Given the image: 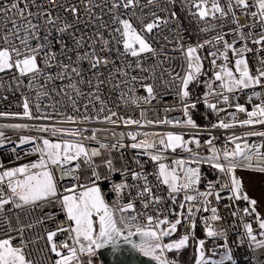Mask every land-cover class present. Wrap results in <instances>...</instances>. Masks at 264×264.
<instances>
[{
	"label": "built area",
	"instance_id": "2783aa9c",
	"mask_svg": "<svg viewBox=\"0 0 264 264\" xmlns=\"http://www.w3.org/2000/svg\"><path fill=\"white\" fill-rule=\"evenodd\" d=\"M0 2H3V0H0ZM113 2L114 0H92L91 4H89V0H53V3L56 4V7L53 8L49 0H36V3L41 5L42 9L50 11L54 17H61V19L56 20L49 35L50 48L48 50L56 53V60L49 67L45 64L43 53H41V56L38 58V64L42 69H46V71L39 77L37 89L30 90L25 87L29 81L27 77H24L22 78L23 83L18 91L9 90L8 86L10 84L13 89L15 88L12 76L13 74L18 75V73H16L15 69L7 73H0V83L4 85V87L0 88V112L9 113L8 116H0V131L4 133V143L0 145V172L36 162L39 159V153L35 151V148L37 145L42 144V140L45 138L51 141L72 139L67 134L52 136L50 132L37 131L36 129L42 125L63 129L81 128L85 131H83L82 137H77L76 139H83L84 146L89 151L97 149L99 152L98 155L92 157L91 163H86L84 158L81 157L78 161H73L68 165V167H74L75 164L79 163L80 167L75 170L76 179L65 175L59 167L53 169L57 178L58 198H53L51 203L43 202L34 209H15L9 204L6 206L5 212L0 214V238H6L7 236L14 237L12 241L14 246H20L23 240L26 245L25 252L27 258L32 260L34 264H55V261L59 259L50 250L51 245L47 242V232L55 231L58 226H63L64 228L69 226L70 222L62 211L59 197L68 194L64 191L65 189H73L77 185H95L99 187L106 202L114 208L122 207L126 203H133L135 211L132 213H124L123 215H137L141 224H144L146 221L144 216L140 214L147 213L155 217L159 209L165 210L164 215H168L169 220L173 219L174 215H171L170 211L174 210L175 205L167 199V187L159 184L156 180V163L151 161L150 156L143 149H132L130 147L133 141L127 133L147 132L162 134L173 132L182 134L186 141L193 139L200 141L199 147L194 142L189 144V147L204 157L210 155L208 151L209 145L206 143L209 139L214 138L213 145L217 149H222L225 145L231 148L233 144L228 138L233 135L243 137L249 144L264 142V138L262 137L245 136L250 131H264V125L257 124L250 127H241L237 123L236 126L227 129L213 127L220 120H223L225 123H232L233 116L231 114L235 115V121L247 119L245 113L237 111L236 105L240 104L248 111H251L255 105L264 102V86L225 93L230 98L228 104H225L216 95L209 96L207 103L216 104L217 109H224V111L214 112L210 109L211 123L203 127L192 128L180 125L174 126L173 124L148 125L145 123L148 120L156 121L164 120L165 118L172 121H185L184 107L190 102L178 95L179 88L177 85L180 81L174 80L173 77L177 74L180 77L185 75L187 71V60L184 52L188 47L197 48L198 45H203V47L197 48L196 55L200 57L199 51H202L208 64L210 83H212L215 92H220L221 89L219 87L220 82L214 80V71H218L217 66L224 63L222 58L219 57V53L224 50L223 42L219 44L215 42L217 35H223L228 43L236 42L237 48L244 46L246 43L247 47L253 50L246 53L249 68L254 75L256 74V70L261 66L259 61L264 60V50H260L262 46L253 44L251 40H239L236 33V24L233 23L230 15L222 18L213 19L208 17L205 20H200L192 15L196 9L189 10L185 0H174L173 3H169L168 0H160L158 5L144 8L143 13L137 8L135 9L137 15L143 14L146 16V19H151V17L146 15L147 13L155 11L161 20L166 19L168 21L167 24H161L160 28L155 29L152 34L148 35V40L155 49V54L143 53L137 58L130 55H122L124 52L123 45L116 42L117 35L114 32V29L119 27V24L113 23V16L115 15L121 19H129L134 27L139 29L137 16L132 14V9H125L123 7L110 11ZM250 2L254 4L255 0H250ZM145 3L146 0H140V4L143 5ZM220 3L226 6L227 0H220ZM61 5L65 7H61ZM165 5L167 6V11L160 10ZM72 6H76L78 9L75 15L70 10H65V8L70 9ZM89 8L91 9L90 11H88ZM177 8L181 12V15L177 14ZM30 10L34 13L37 12L35 7ZM255 10V8L250 9V11ZM234 11L239 18V24L245 25L243 28L245 34L251 32L254 38L264 35V26L260 24L258 18L245 15L240 8H235ZM40 15V20H33V23L38 22L43 26L40 33L43 36L49 29L45 23L47 18L44 16L43 11H41ZM185 21L190 26L189 28L185 26ZM64 23H68L72 27L66 32H60L59 29ZM205 28H207L206 31L204 30ZM3 33V25L0 24V34ZM98 33L103 36V40L109 42L110 49L109 46H105L103 51L100 50L103 41L98 38ZM76 40H82L81 47H76ZM36 43L37 41H32L33 45ZM62 45L64 46L63 50ZM0 46H3L2 42H0ZM93 48L96 49L98 56L105 57L108 60L107 64H102L97 69H92L87 59L77 61V53L83 55L85 52L92 51ZM214 51L218 54L215 58L210 55ZM69 57L71 58L72 66L81 69L84 80L91 79L93 85L97 83L95 79L96 75H99L104 80V84L100 87L98 93L100 100L91 99V93L96 91L95 87L90 88L87 83L77 85L81 92L84 93L83 96L79 97L78 111L67 102L73 95L71 90L64 88L69 83V80H47L48 76L55 77L57 73H62L63 70L58 64L61 62L64 64L70 63ZM213 59H216V66L211 63ZM235 59L236 57L229 52L230 63L228 67L234 68ZM137 61H139L140 67H137ZM161 62H163L162 67ZM129 64L132 65L131 68L127 66ZM153 66H155L154 73L152 72ZM162 68L169 69V72H163ZM117 69H120L123 73H127L126 82L128 88H125L122 82L125 78L116 71ZM141 69H148V71H142ZM109 74L114 78L111 82L108 79ZM132 76L138 77L137 81H132ZM80 78L73 76L72 82H76ZM46 80L47 83L45 84ZM112 83H115L117 87L113 88ZM146 84L153 85L155 99L150 100L148 103H145L141 99L138 104L128 100V96L139 98L147 97L148 94L142 86ZM40 86H43L47 91V95L41 96L39 100L41 108L40 114L49 116L50 118L37 120L23 117V100L25 97L30 100L31 110L34 115L36 114V91ZM62 88L68 92V97L63 96L60 91ZM128 89H133V91L129 92ZM253 92H259L261 96L257 98L252 95ZM100 101L104 102L103 111H100ZM197 101L206 103L205 95L197 99ZM85 105H87V108H85ZM110 112L116 113V116H113L112 119L116 120L117 123L110 124L102 122L106 115H110ZM85 115L91 118L87 122H83ZM66 116L78 117L79 122L61 123ZM120 118L140 120L144 126L126 125ZM12 124H26L29 127L21 129L4 127L5 125ZM93 131H95V141L87 139L92 136ZM120 133H124L123 137L119 135ZM21 137H32L35 139L28 143L20 144ZM149 138L151 139L152 137ZM137 139H143V136H138ZM244 140L236 141V143H243ZM96 141L106 145H118L122 143L125 146L123 148L119 146L114 148H101ZM164 155L165 160L163 162L169 165L172 164L173 159L189 158V153L179 148L175 153L170 151L165 152ZM107 161H111V169H109ZM199 167L201 177L200 183L197 186L199 191H206L209 183L215 186L216 191H220V182H226L227 178L207 163H201ZM241 170L256 171L253 169L237 168L235 175L239 180L240 178L237 173ZM93 171L97 173L96 176L93 175ZM133 172L147 175L148 181L153 186V192L164 198L161 204L155 206L156 210L152 206L144 209L143 203L137 194V185L142 188L144 182L143 180L133 181L131 178ZM118 183L130 185L119 196L113 191V186ZM2 187L6 188V183ZM76 190L79 191L80 189L76 188ZM242 191L245 193L243 185ZM230 195V192L224 190L220 191L221 199L218 202L214 197L210 198L211 206L217 208L218 215L221 217L219 221L214 222V225L216 228L224 231L226 235L216 239H211L206 236L200 238L206 241L204 246L206 255L219 259V255L224 254L226 251L222 247L226 244L227 250L231 251L236 264H264V247L258 244V241L264 239V236L261 235L262 230L259 229L258 220L256 219L258 214L257 212L252 215L245 214L243 209L251 208L252 206L243 199L230 200ZM182 197L183 193L177 198ZM144 199L146 200L147 197L145 196ZM234 212L236 215H233ZM47 214L51 215L49 216ZM120 215L121 213L117 211L116 216L119 217ZM17 216H19V221L16 219ZM204 216L210 217L211 212H200L195 217L196 225L202 231H204V223L200 217ZM161 218L163 217L161 216ZM9 221L11 227H9ZM245 222L252 225L253 234L256 235L257 241H251L246 235L243 227ZM19 225L25 226L23 236L18 235L17 231L13 230L17 229ZM28 225L32 226L28 227ZM189 231L193 230L190 229L187 223L182 222L178 225L175 236L167 240L164 239L163 242L169 243L173 240H178ZM124 235H127V232ZM53 240L57 244L58 250L62 254L67 255L68 249H63L59 246L66 241L70 245L73 244L70 233L57 232ZM198 241L195 247V258L197 255ZM84 243L87 244V242ZM173 252L178 251L172 250L171 252L165 253L167 259L174 261V264H183L170 257V254ZM85 253H88V251L86 250L83 253L78 252V264H85L83 257ZM74 264H77V262H74ZM192 264H195V260ZM226 264H230V262H226Z\"/></svg>",
	"mask_w": 264,
	"mask_h": 264
},
{
	"label": "snow or ice",
	"instance_id": "6c2138e0",
	"mask_svg": "<svg viewBox=\"0 0 264 264\" xmlns=\"http://www.w3.org/2000/svg\"><path fill=\"white\" fill-rule=\"evenodd\" d=\"M92 0H89L91 4ZM169 3H173L174 0H168ZM52 7L55 8L56 4L53 0H49ZM160 0H146L145 4H140V0H114L111 5V9H119L121 7L125 9H132L133 15L137 16L139 22V29L134 27L133 23L129 19H121L118 16H113V23H118L119 27L114 29L117 35L116 42L123 45L124 52L122 55H130L132 57L139 58L143 53L155 54V49L152 47L148 40V35L152 34L155 29L161 27V24H167L168 21L161 20L155 11H151L146 15L151 19H146V16L141 14L137 15L135 9L139 8L143 13L144 8H149L154 5H158ZM189 10L195 8L196 11L192 15L196 16L200 20H205L208 17L213 19L231 16L232 21L236 24V33L240 41H248L255 45L262 46L260 50H264V35L254 38L252 33H244L243 28L245 25L239 24V18L234 11L235 8H240L245 15H251L253 18H258L262 26H264V0H255V3H251L250 0H227V4L222 5L220 0H185ZM35 7L37 12H32L30 9ZM61 7H65L61 5ZM255 8V11L250 9ZM70 10L74 15L78 12L76 6H72ZM91 9L89 8L88 11ZM167 11L165 5L162 9ZM41 11L47 18L45 23L48 26L49 31L41 36L42 25L40 23H33V20L39 21L41 18ZM218 14V15H217ZM174 15V13H173ZM57 19H61L59 16H53L50 11L42 9L41 5L36 3V0H3L0 2V24L3 25L4 33L0 34V42L3 46H0V73H7L15 69L18 75L13 74L12 80L15 83L13 89L11 84L8 86L9 90L18 91L23 83L22 78H28V84L25 85L28 89H37L39 77L46 71L42 69L38 64V58L43 53V58L47 66H51L52 62L56 60V53L49 51L50 41L49 35L51 29L54 27ZM9 24L11 25L9 27ZM250 26V25H249ZM72 25L64 23L59 29L60 32H66ZM205 31L207 28L204 29ZM98 38L103 41L101 45V51L105 46L110 45L107 40H103V36L99 33ZM35 40L37 43L32 44ZM18 42V43H17ZM217 44L223 42V51L219 53V57L222 58L224 63L218 65V71H214V80L220 82V92H215L212 83H208L206 86L208 92L205 93V102L207 107L212 111H224V109H217L216 104L207 103L208 97L216 95L222 99L225 104L229 103V96L225 93H233L235 91H242L244 89L254 88L256 86H264V60H260L261 65L254 75L249 68L246 53L253 51L244 46L237 48L236 42L228 43L224 39L223 35H217L215 37ZM82 46V40H76V47ZM62 45V50H63ZM203 47L198 45L197 48ZM197 48L188 47L184 52V56L187 60V71L183 77L177 74L173 77L174 80H179L180 83L177 85L179 88L178 95L186 99L189 96L188 86L189 84L197 79L202 72V61L201 57L196 55ZM229 52L236 57L234 60V68L228 67ZM211 56L217 57V52H211ZM89 60L92 69L99 68L102 64H107L108 60L105 57L98 56L96 49L93 48L90 52H85L83 55L77 53V61ZM70 63L64 64L59 63L58 66L62 68V73H57L55 77L48 76L47 80L55 79H68L69 83L64 88L71 90L73 95L68 99V103L78 111V100L79 97L83 96L78 84L87 83L90 88L95 87L96 91L91 93L92 100H100L99 91L100 87L104 84V80L96 75L95 79L97 83L92 84V80H84L82 78L81 69L79 67L72 66L71 58L69 57ZM212 65L216 66V59L211 61ZM163 62H161V67ZM129 68L131 64L127 65ZM137 67H140L139 61H137ZM142 71H148V69H141ZM163 72L168 73L169 69L162 68ZM125 79L122 81L125 88H128L126 79L127 73L121 72L120 69L116 70ZM152 72H155V66L152 68ZM81 77L76 82H72V77ZM109 81L111 82L114 78L109 74ZM138 77L132 76V81H137ZM45 81V84L47 83ZM146 92L147 97L139 98L128 96V100L132 103L138 104L141 99L145 103L155 99V92L152 84L142 85ZM4 87L3 83H0V88ZM112 87L116 88L117 85L112 83ZM62 88L60 91L63 96L68 97V92ZM129 92L133 89H128ZM47 91L43 86H40L36 91V114L34 115L31 110V102L25 97L23 100V117L28 119H49V116L41 115L39 100L41 96H46ZM253 96L259 98L261 93L253 92ZM123 98V94H122ZM251 99V97H249ZM101 109H104V102L100 101ZM188 105L184 107V115L188 116L186 121H172L165 118L164 120H148L145 123L148 125L152 124H173L174 126L180 125L184 127L195 128L197 125L189 116ZM191 107H195L192 105ZM87 108V105H85ZM236 109L238 112L246 114L247 119L242 121H235V115L233 116L232 123H225L220 120L218 124H214L213 127L230 128L236 126L238 123L241 127L264 125V102L257 104L251 111H248L244 106L237 104ZM9 113L0 112V116H8ZM143 115V113H142ZM116 116L115 112H110V115L104 117L106 123L115 124L116 120L112 117ZM91 118L85 115L83 122L89 121ZM123 123L126 125H137L143 127L144 125L140 120L135 119H124ZM79 122L78 117L66 116L61 123ZM4 127H11L15 129L27 128L26 124H12L5 125ZM39 132H50L52 136L58 134H67L72 139H63L59 142H53L50 139H43L42 144L36 146L35 151L39 153V159L36 162L25 164L21 167H15L3 172H0V214H3L6 210V206L11 204L15 209H34L43 202L51 203L53 198H58V187L57 178L53 169L55 167L61 168L65 175L72 179H76L75 170L80 167L79 163L75 164L74 167H68L73 161H78L81 157L84 158L86 163L92 162V157L99 154L97 149L89 151L84 146L83 139H76L82 137L83 129H63L57 127L39 126L37 129ZM123 137L124 133L119 134ZM127 135L131 138L133 143L130 147L132 149H143L146 154L150 156L151 161L157 165L156 180L159 184L165 185L168 191V197L173 205L177 204V197L183 193V198L178 204L179 211L171 210L170 214L176 218L169 220L168 215H164V209L157 210V215L154 217L151 214L142 213L145 218V223L139 222L137 215H123L124 213H132L135 211L133 203H126L122 207L114 208L110 206L104 196L101 194L99 187L77 185L76 188L65 189L64 191L68 194L63 195L60 198L62 211L70 222L67 228L58 226L55 231L47 232V242L51 245V252L55 253L59 259L55 261V264H78V252L83 253L88 251L91 253L94 248L104 247L106 245H112L113 249H117L123 239L124 242L132 245L134 249L139 250L143 255L150 256L156 261V264H174V261H170L165 256L166 252L172 250H181L188 245L190 237L193 235V231L196 226V215L200 212H211V216L200 217L204 223L205 235L208 238L216 239L226 235L224 231L216 228L214 225L215 221H219L221 217L218 215L217 208L211 206L210 198L214 197L218 202L221 199L220 191L227 190L231 193L230 200L243 199L247 201L252 207L243 209V212L248 215H252L256 212L255 205L257 201L250 199L246 193L242 191V182L236 177L235 170L237 168L242 169H253L264 173V142L259 144H249L241 136H231L228 138L232 142L231 148L225 145L222 149H217L213 145V139H209L206 143L209 145L208 151L210 155L207 157L201 156L198 152H195L189 144L195 143L197 147L200 146L198 139L186 141L182 134L173 132H167L162 134L157 133H133L129 132ZM138 136H143V139H137ZM247 137L258 136L264 138V131H250L245 134ZM4 133L0 131V145L4 143ZM149 137H152L151 139ZM35 138L32 137H21L19 143L25 144L33 141ZM87 139L95 141V131L91 137ZM244 140L243 143H236V141ZM101 148L104 147H121L125 145H106L99 141H96ZM182 149L189 153L188 159H173L172 164L169 165L164 163L165 155L167 151L173 153L177 149ZM139 163V161H137ZM201 163H207L212 168L218 170L226 178V182H220V191L215 190V186L209 183L206 191H199L198 185L200 183V167ZM109 169L112 168L111 161H107ZM196 165V166H192ZM93 175L97 173L93 171ZM133 181L143 180V187H138V196L143 203L144 209H148L152 206L154 210L155 206L161 204L164 200L163 197L156 195L153 192V186L148 181L147 175L143 173L133 172L131 174ZM6 183V188L2 187ZM130 187L125 183H118L113 186V191L119 196L122 191ZM147 197L145 200L144 197ZM119 211L121 215L116 216V212ZM51 215V214H47ZM233 215H236L234 212ZM161 216L163 218H161ZM98 218V231L95 228L96 221ZM19 221V216L16 217ZM258 220L259 229L261 235L264 236V219L256 216ZM182 222L187 223L191 230L184 234L180 239L173 240L169 243H164L165 237L172 236L177 231V226ZM32 225H28L31 227ZM166 226V227H165ZM9 227H11L9 221ZM245 233L251 241H257L256 235L253 234V228L250 223L245 222L243 225ZM18 235L23 236L25 226L19 225L17 229ZM57 232H69L72 236L73 244L70 245L67 241L60 245V248L68 249L67 255L61 253L58 250L57 244L53 238L57 235ZM127 232V235L124 233ZM133 235L139 236V242L131 240ZM14 237L7 236L6 238H0V264H34V262L27 258L25 252V242L22 240L20 246H14L12 241ZM84 242H87L85 244ZM204 239L198 241L197 255L195 258V264H236L233 259V255L230 250H227V245H223L226 249L224 254L219 255V259H215L211 256L206 255ZM259 246L264 247V239L258 241ZM78 246V247H77Z\"/></svg>",
	"mask_w": 264,
	"mask_h": 264
},
{
	"label": "trees",
	"instance_id": "16d2710c",
	"mask_svg": "<svg viewBox=\"0 0 264 264\" xmlns=\"http://www.w3.org/2000/svg\"><path fill=\"white\" fill-rule=\"evenodd\" d=\"M176 11H177V14L181 15L180 14L181 12H179L178 8L176 9ZM185 23H186L185 26L189 28L190 26L188 25V23L186 21ZM199 53H200V57L202 61V72L197 79L193 80L189 84L188 86L189 96L185 100L190 102L188 104L189 116L194 121V123L197 125V127L199 126L203 127L211 123L210 109L207 107L206 103L202 101H197V99L202 98L205 95V93H207L208 88L206 85L210 83V76L208 72L207 61L204 58L202 51H199ZM192 105H195V107H191ZM187 119H188V116H185V121ZM246 171L247 170L239 171V178L242 182V185L245 184L244 183L245 180L243 179V174ZM250 172H254V171H250ZM254 173L264 176V173H260V172L258 173L254 172ZM244 188H245V185H244ZM246 193L249 196L248 192ZM180 200L181 198H177V204L174 207L175 211H178V204ZM257 214L260 215L259 212ZM175 218L176 217L173 216L172 220H174ZM204 236H206L205 232L202 231V229L198 225H196L193 231V235L192 237H190L188 245L178 252L171 253L170 257L174 260L176 259L178 262L183 263V264H192L195 260L196 243L200 238H203ZM83 257H84L85 264H102V262L100 261V259L98 258L95 252H91V254L85 253Z\"/></svg>",
	"mask_w": 264,
	"mask_h": 264
},
{
	"label": "water",
	"instance_id": "95a60500",
	"mask_svg": "<svg viewBox=\"0 0 264 264\" xmlns=\"http://www.w3.org/2000/svg\"><path fill=\"white\" fill-rule=\"evenodd\" d=\"M96 230L98 231V218L96 221ZM176 232L173 233L172 236L165 237L164 239L167 240L172 238L175 236ZM139 239L137 235L131 237V240L135 242H139ZM93 251L102 264H156V261L150 256L143 255L139 250L134 249L131 244L124 242L123 239H121L119 247L115 250L112 245H106L104 247L94 248Z\"/></svg>",
	"mask_w": 264,
	"mask_h": 264
},
{
	"label": "rangeland",
	"instance_id": "374dc122",
	"mask_svg": "<svg viewBox=\"0 0 264 264\" xmlns=\"http://www.w3.org/2000/svg\"><path fill=\"white\" fill-rule=\"evenodd\" d=\"M52 141L59 142L60 140H52ZM167 152H170V150ZM254 172L246 171L243 174V179L245 180L243 181L245 183L244 184L245 190L246 192H248L250 199H254L257 201V204L255 205V207L257 211L259 212V214L261 215V216L259 215V217L264 219V176L260 174H255ZM95 228H96V225H95ZM88 254H91V253L88 252Z\"/></svg>",
	"mask_w": 264,
	"mask_h": 264
},
{
	"label": "bare ground",
	"instance_id": "6f19581e",
	"mask_svg": "<svg viewBox=\"0 0 264 264\" xmlns=\"http://www.w3.org/2000/svg\"><path fill=\"white\" fill-rule=\"evenodd\" d=\"M248 171V170H247ZM238 174V176H239V172L237 173ZM243 189H244V191H245V193H246V190H245V188H244V186H243ZM247 194V193H246ZM249 197V196H248ZM183 198V197H182ZM182 198H181V200H182Z\"/></svg>",
	"mask_w": 264,
	"mask_h": 264
}]
</instances>
